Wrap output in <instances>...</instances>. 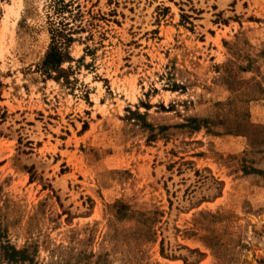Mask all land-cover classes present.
Returning a JSON list of instances; mask_svg holds the SVG:
<instances>
[{
    "label": "rangeland",
    "instance_id": "obj_1",
    "mask_svg": "<svg viewBox=\"0 0 264 264\" xmlns=\"http://www.w3.org/2000/svg\"><path fill=\"white\" fill-rule=\"evenodd\" d=\"M54 5L0 0V264H264V0H72L48 74Z\"/></svg>",
    "mask_w": 264,
    "mask_h": 264
},
{
    "label": "trees",
    "instance_id": "obj_2",
    "mask_svg": "<svg viewBox=\"0 0 264 264\" xmlns=\"http://www.w3.org/2000/svg\"><path fill=\"white\" fill-rule=\"evenodd\" d=\"M71 4L72 0H56L54 12L58 15V20L53 17L49 19L52 42L46 58L42 62V68L48 74L62 70V63L71 58L67 46L73 40V32L85 28L83 20L80 23L72 22V19L76 20L77 16L82 14V11L79 7L75 12ZM66 12L69 14L65 15Z\"/></svg>",
    "mask_w": 264,
    "mask_h": 264
}]
</instances>
